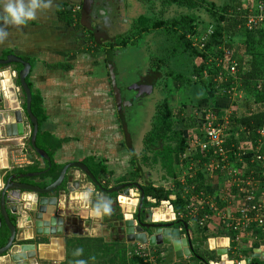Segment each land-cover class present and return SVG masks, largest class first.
<instances>
[{
	"label": "crops",
	"instance_id": "crops-1",
	"mask_svg": "<svg viewBox=\"0 0 264 264\" xmlns=\"http://www.w3.org/2000/svg\"><path fill=\"white\" fill-rule=\"evenodd\" d=\"M233 1L239 2V4L243 2L242 0ZM81 5L83 6V0H53L52 7L38 15V18L29 22L28 25L20 29L8 27L9 36L3 43H0V57L8 52L11 55L27 59L31 64L32 69L27 81L32 93L38 94L42 98L47 116L42 130L59 142V148L53 152L54 162L63 169L71 163H83L89 157H95L98 161L104 159L110 172L105 180L114 185L117 180L130 177L139 165L137 161L133 165V157L128 150L126 136L121 127L119 109L113 95L107 63V51L96 49L97 45L89 39V30L78 29L76 25H68L60 17L61 10L74 12ZM218 6L220 5L218 4ZM119 9L122 12L121 6ZM102 10L107 14H112L108 4L102 6ZM122 14L124 13L118 14L119 18ZM114 61L117 70V84L123 89L126 86L124 85L126 84V72L118 64L116 55ZM148 67L147 72L151 69L150 66ZM5 70H10L12 78L15 79L17 72L15 66ZM143 73L146 72H139V77ZM120 77L124 79V82L120 80ZM239 86L241 87L240 82ZM238 92L242 94L243 100L244 93L240 89ZM24 100V96L20 93L19 101L24 103ZM243 108L244 105L234 114L240 115L245 110ZM31 132L32 128L29 126L25 129L24 135L18 139L3 137V134L1 137L0 134V150H3L6 155V159H4L0 154V160H7L9 167L8 170L1 173L2 176L14 175L15 169L29 167L40 162L26 148V141ZM16 150L17 152L24 150L27 153L26 159L21 160L19 156L15 155ZM137 176L134 178L136 179ZM217 180L218 178L210 180L207 185L208 192L217 207V212L214 214L216 224H213L214 226L206 232L205 236L200 235L202 240L206 236H208L207 239L217 238V236L211 238L210 233L219 231L218 215L224 213L228 216L230 214L228 204L231 201L229 199L221 200V194L217 192L220 186L217 184ZM34 182V184H28L40 187L43 181L39 176ZM126 183L132 182L127 180ZM77 184L79 188H77ZM63 185L64 189L56 193L59 199L57 215L64 219L61 237L64 240L63 260H59V249L49 245L51 237H36L33 222L30 221L32 212L27 210V204L35 199V195L24 193L19 200L15 248L11 254L0 258V264H15L11 255L20 252L19 246L23 244H35L40 248L38 249L36 246L37 257L35 260H27L18 264H78V261L81 260L85 264L100 263L93 260L80 248V244L74 241L96 237H106L105 243L111 241L107 227L114 222L112 219H116L117 215H114L113 209H111L109 215L96 216L93 214V208L98 201H110L114 198L98 192L92 183L76 169L69 170ZM68 186L75 190L74 193L67 191ZM173 189L175 192H179L178 189V191L174 187ZM189 228L191 229V238H198L199 235L195 231V227L190 224ZM222 237L227 238V236ZM77 250H82L79 255H76ZM47 253H50L52 258L54 255L56 259L47 260Z\"/></svg>",
	"mask_w": 264,
	"mask_h": 264
},
{
	"label": "trees",
	"instance_id": "trees-1",
	"mask_svg": "<svg viewBox=\"0 0 264 264\" xmlns=\"http://www.w3.org/2000/svg\"><path fill=\"white\" fill-rule=\"evenodd\" d=\"M152 1V0H151ZM227 4L218 6L213 0H163V5L170 7L175 6L180 9L188 10V15H179L172 20H165L162 16L150 17V15L141 17L133 25L136 31L133 32L132 37L139 36L143 33H151L153 31H162L165 34L167 52H169V58L182 59V72H176L175 70H163L160 67V61L156 62L153 58L152 68L150 74L146 77L157 90L165 91L167 97L158 106H156L155 114L152 118L151 129L145 137L144 151L140 156L134 151L131 144L130 135L128 134V121L120 111L119 117L122 130L126 136L127 147L133 157V165L135 161H139L140 166L136 168L131 176L137 174H145L143 165H159L162 171H164V180H175L177 177L176 165L184 163L190 164V159L182 160L181 156L187 153L189 149L188 139L185 137L184 130L193 127L194 120L190 117V112L186 109V105L181 103V106L177 107V112L174 113L171 108V94L173 91L184 90V88L192 89L199 87L203 93L214 92L218 89L223 91L225 99L231 97L228 94L230 88V82L215 81L218 76V70L215 64H209L210 55H216V47L222 43H226L233 51L234 57L239 64V82L240 90L244 93L243 112L240 115L233 114L230 119V128L228 133L231 134L229 143L235 141V137L238 136L241 142L248 141L246 133L240 132L242 128L249 131H254L264 124V88L259 89V82L264 78V26L256 31L248 32L242 29H238L240 25V15L236 17L230 16V11H234L236 6H240L239 2L236 3L233 0H229ZM159 8V7H157ZM164 13V12H163ZM60 17L64 19L68 25H76L78 29L89 30L88 34L90 40L93 41L97 47L96 49H107L114 51L115 47H128L129 45H136L137 41L131 42V39L120 40L117 43L105 44L97 41L95 36L90 32V14L83 10L81 5L77 11H60ZM236 15V14H235ZM208 22L214 29V33L207 42L204 43L203 50H199L194 46L193 39L198 36L200 26ZM241 38L237 45L233 46L234 37ZM191 38V39H190ZM115 53V52H114ZM11 54L6 52L0 60L6 59ZM164 57V56H163ZM201 63L198 65L197 60ZM24 61H29L23 58ZM17 73L22 70L21 65H16ZM171 81V83H170ZM28 85L29 82L27 81ZM17 84L19 81L17 79ZM30 87V85H29ZM31 89V88H30ZM202 89V90H201ZM187 108L190 109L189 106ZM31 111L34 117L38 121L39 133L37 136V148L46 152L50 157V163L40 157L34 152L31 147V135L28 139L27 145L31 154L36 157L40 162H37L29 167L17 168L13 174L16 176H24L28 174L44 173L40 176L43 181L40 187L45 188L49 184L55 182L62 169L61 166L56 164L53 159V152L59 148V142L42 130L44 123L47 120L45 110L43 108L42 98L35 93H32V106ZM189 119V123L184 125L182 129L178 128L180 123L184 122V119ZM32 128V127H31ZM253 138V137H252ZM236 142V141H235ZM192 161L203 164L208 161V155L204 152L198 151L192 156ZM182 162V163H181ZM83 163L88 167L93 176L102 184L105 189H111L122 183H126L127 180L121 179L114 182L106 181L105 178L110 174L106 161H98L95 157L86 158ZM51 168L49 169V165ZM43 166V167H42ZM264 172V167L261 166L259 170L255 172V179L259 180ZM33 179L22 178V182L34 184ZM146 179V178H145ZM208 181L204 178L203 174L197 173L195 180V188L193 192H187L183 187L179 192H175L173 188L166 190L162 185H156L146 179L145 185L142 186L145 193V200L143 209L150 211L152 208H157L163 201H170L171 196H175V200L171 201V204L176 207L177 211L183 208L190 202L191 194H199L200 192H207ZM113 186V187H112ZM64 185L59 189L63 190ZM96 190L100 192L97 188ZM118 194L109 196L110 198H116ZM149 198L155 200V203L149 201ZM121 219V216H117ZM10 220L13 225H17V216L11 215ZM198 220V219H197ZM196 220V221H197ZM0 221L3 218L0 214ZM177 221L182 226V222L191 224V220L187 217L180 218L178 216ZM195 221V220H194ZM195 231L199 237L194 238V241H200L202 238L200 235L206 234L208 228L197 227ZM191 230V229H190ZM189 230V231H190ZM232 235V234H231ZM10 232L7 226L3 222L2 229L0 231V249L4 248L9 240ZM206 236L202 241H205ZM201 241V242H202ZM75 243L80 244V248L83 249L86 254H89L93 260L98 262L104 261L106 264H125L126 259L124 257V250L121 249L118 244L116 245H104L94 243L99 242L95 238H84L75 240ZM94 244V247H89L86 244ZM98 246V247H97ZM197 254L198 251H195ZM195 260V259H194ZM205 260V259H204ZM197 261V260H196ZM209 264V261L205 260ZM198 263V261H197ZM250 264H264L258 259L253 260Z\"/></svg>",
	"mask_w": 264,
	"mask_h": 264
},
{
	"label": "water",
	"instance_id": "water-1",
	"mask_svg": "<svg viewBox=\"0 0 264 264\" xmlns=\"http://www.w3.org/2000/svg\"><path fill=\"white\" fill-rule=\"evenodd\" d=\"M93 0H83V10L89 12L92 8ZM116 53L109 51L107 57V63L110 71L111 84L113 89V95L117 102V106L122 111L126 120V109L132 107L135 101L144 94L148 95L153 92V87L150 86L143 89L132 97L126 99L123 96V89L120 88L116 80V65L115 58ZM13 65H21L22 70L16 72L15 79L11 76V71L0 68V134L2 137L11 139H18L25 133V129L29 126L32 127L31 135V147L36 154L42 157L44 160L50 163V157L48 154L37 148V136L39 133V125L37 119L34 117L32 106V91L27 83V79L31 73L32 66L30 63L24 61L22 58L16 55H10L6 59L0 60V67H11ZM17 79L19 85L17 84ZM144 85V84H143ZM143 85L138 87L144 88ZM19 88L24 96V103L19 101L20 94L16 91ZM136 87V88H138ZM135 91V90H134ZM5 151V150H4ZM1 156L6 159V155L3 150H0ZM51 164L49 165V169ZM7 160H0V214L3 221H0V231L4 224L7 226L10 232L9 240L6 246L0 249V258L11 254L15 248L17 237V225H13L10 216H19V204L20 198L24 193H30L35 195V199L27 204V210L32 212L30 221L33 222L35 229V235L38 238L51 237L49 245L57 247L59 249V260H63L64 256V240L61 238L63 235L64 219L59 217L58 214V202L59 199L56 196L59 189L63 186L67 179V174L70 169H76L82 173L101 193L111 196L118 194L115 200L122 204L124 221L122 225V232L128 243L138 242L142 245L155 246H167L172 248L176 259L180 260L183 257H194L199 264H208L206 261L196 255L195 251L204 249L206 251L217 249L218 256H227L228 247L230 246V240L228 238L221 239H209L208 241L198 242L192 240L189 231V224L182 222V228H174L175 223L170 220H154V216L150 211L146 215V221H142L141 217L147 210L143 209L145 193L142 186L138 183H124L117 185L111 189H105L102 184L93 176L91 171L84 163L76 162L66 165L60 172L57 180L45 188H41L35 185L21 182L22 178H37L43 175V173L28 174L24 176L16 175H4L2 172L8 170ZM6 178V179H5ZM4 180V182H3ZM77 188L79 185L77 184ZM135 189L139 191L140 198L138 206H132V210L126 212V201H132L135 196ZM67 191L74 193V189L68 186ZM131 198V199H130ZM124 199V200H122ZM128 203V202H127ZM11 206V207H10ZM127 215L131 216L130 220H127ZM184 230L185 236L181 235V231ZM36 246L39 249L40 246L35 244H23L19 246L20 252L11 255L15 264L22 263L24 261L35 260L37 257ZM258 251V250H257ZM255 251V252H257ZM47 260L56 259L50 253L46 255ZM250 259H259L264 262V254L255 253L250 256ZM250 259L246 260V264L250 263ZM222 262L221 264H223Z\"/></svg>",
	"mask_w": 264,
	"mask_h": 264
},
{
	"label": "built area",
	"instance_id": "built-area-1",
	"mask_svg": "<svg viewBox=\"0 0 264 264\" xmlns=\"http://www.w3.org/2000/svg\"><path fill=\"white\" fill-rule=\"evenodd\" d=\"M235 10V13L230 11L229 15L234 17L237 14L240 15L241 23L238 25V29L252 32L264 26V0H246L244 3L241 2L240 6H236ZM213 33V27H208L205 33L193 39L194 46L203 50L204 43ZM215 51L216 55H210L209 60V64H215L218 70L215 81L230 82L228 94L232 96L239 85V64L232 49L226 43L217 46ZM262 88H264V78L259 82V89ZM16 91L20 93L18 87ZM230 119L231 117H228L222 121L215 117L209 118L205 113L202 115V119L197 123L203 138L196 139V146L194 145L193 150L195 151L194 155L198 151L206 153L208 161L201 165L199 162L192 161V157H190L191 163L188 164L190 167L187 180L181 187L187 192H193L197 173L203 174L208 182L215 180V178L219 179L221 176L225 177L227 183L223 185L224 188H222L223 186L219 187L217 192L221 194V200L229 199L231 201L228 204L230 214L228 216L224 213L218 215L219 224L217 226L219 231L232 234L228 236V239H230V246L231 243L234 245L231 248L228 247V249L230 248L228 253L232 248L234 249L235 243V249L245 250L247 245L244 242L250 240L249 242L252 244L250 247L251 255L257 252L264 254V172L259 180L255 179V172L261 166L264 167V124L254 131L241 129L240 132L246 133L247 138H249L248 141L241 142L236 136V142L229 143L231 136L228 133L231 124ZM187 153L180 157L181 161L187 159ZM210 195L208 189L207 192L191 194L187 207L188 212L184 213L183 217H179H187L198 224L200 228H208L209 230L214 226L213 224H216L214 214L217 212L215 201ZM149 200L155 203V200L150 198ZM174 200L175 196H171L170 201L161 203L171 204V201ZM177 219L178 216L176 218L173 214L171 220L174 221L170 222H175ZM253 260L255 259H250V263Z\"/></svg>",
	"mask_w": 264,
	"mask_h": 264
},
{
	"label": "rangeland",
	"instance_id": "rangeland-1",
	"mask_svg": "<svg viewBox=\"0 0 264 264\" xmlns=\"http://www.w3.org/2000/svg\"><path fill=\"white\" fill-rule=\"evenodd\" d=\"M242 1V3L246 2V0ZM214 2L216 4L218 2L219 5H223L229 3L230 1L214 0ZM143 13L145 14L144 16H146V11L143 10ZM208 25H210L208 22L203 23L201 25V31L205 33L208 29ZM155 37V39H150L151 44L148 43L146 39H142L139 41L138 45H130L126 49H118L115 52L118 64H120V67L125 69L128 82L136 80L137 77H139V72L147 73L146 70L147 68H149L148 66H150V59L152 58H155L156 62L160 61L159 63L162 62L161 60L164 61V63H161L160 65L162 71H183L184 68L182 66V59L170 58L168 60H165L170 56L169 52H167L166 39L162 37V35H160L159 37ZM240 39L241 38H239L238 36H235L233 40V46L237 45ZM162 50H166V52H162ZM196 63L200 65L201 61L198 59ZM146 73H143V76H145ZM122 80L124 82L123 78ZM239 89L240 86L237 88L236 92L234 93V95L231 96V99L229 100L225 99L223 91H221L220 89L214 92H210L209 94L203 93L202 89V91H200L199 87H194L192 89L184 88V90L172 92V111L176 113L177 107L181 106V103L183 102L184 105H186V109H188L191 114L189 118H192L194 120L193 127L184 130L185 137L188 139L190 147L187 153V159H190V157H192L195 153L193 149L194 145L196 146V139L203 138L201 132L199 131V126L197 123L200 119H202V115L205 113L209 118L215 117L222 121L227 119L228 117H231L232 114H234L238 109L240 110L241 106L243 105V96L238 92ZM133 95L134 94H130L129 92L127 96L133 97ZM166 97L167 95L165 94V91H162L161 89L157 90L156 88L153 90L152 95H146L143 100H141L140 102L135 101L132 107H128L126 109V118L128 119V134L130 135L132 147L134 150H137V154L139 156L144 151V146H142L144 144L143 141L147 133L151 129L152 118L155 114L156 106L162 103ZM187 106H189L190 109L187 108ZM189 122V119H184V122L180 123L178 125V128L182 129V127ZM26 142H28V139ZM26 148L27 150L29 149L27 143ZM17 150L15 151V155L19 156L21 160L26 159L25 155H27V153L24 150L20 152H17ZM139 163L140 162L138 161V165L140 166ZM189 167L190 165H185L184 163L176 165L177 177L174 181L164 180L162 178L165 176V173L164 171H162L158 164L143 165L142 168L145 171V174H137L138 176L136 179L134 178V176L131 175L130 177L125 179L129 182H133L136 180L141 185L145 184L146 179H148L149 181H153L155 184L162 185L165 188L170 189L174 187L176 190H180L181 185H183V183H186L187 175L189 173ZM226 183L227 180L225 177L221 176V178L217 180V184L220 185L219 187L223 186ZM222 188H224V186ZM134 192L135 196L132 198V201L134 202V207H137L140 194L139 191H137L136 189ZM110 202L111 209H113L112 213H114V215L116 214L117 216H121L122 218L117 219L116 217V219H112V221L114 222H112L107 227V230L109 231V239L111 240L109 243H105L106 237H96L95 239L99 242L94 243L100 244L101 241V243H104V245L120 244L119 246L121 247V249L125 251V264H153L154 262L155 264H198L197 261L194 260V257H183L180 260L176 259L172 248L167 246L151 247L149 245H142L138 242L128 243L125 239L124 233L122 232V225L124 221L122 204L117 202V200L115 199H110ZM127 202L129 201H126V203ZM187 207L188 203L187 205L183 206V208L177 211L176 207L172 206L170 203L165 202V204L161 203L158 208L151 209L150 212L154 216V212L156 210H169L172 219L173 214H175L176 218L177 216L183 217V214L188 212ZM191 224L195 227V229L198 230V228H196L198 227V224L194 223L193 221H191ZM210 234L211 238H214V236H231L228 232L223 231L212 232ZM208 240L209 239H207L206 241ZM249 241L245 240L244 242L247 245V248L245 250L235 249V243L234 249L232 248L228 255L224 257L218 256L215 250L212 252L205 251L204 249H200L197 251L199 255L203 256L205 260H208L210 264H221L222 262H226L228 264H246L245 261L250 258V255L252 253L250 249L252 244H250ZM86 245L89 247H94L93 243L90 244L88 242V244ZM232 245L234 244L231 243V246ZM104 261H101L99 264H106L104 263Z\"/></svg>",
	"mask_w": 264,
	"mask_h": 264
},
{
	"label": "flooded vegetation",
	"instance_id": "flooded-vegetation-1",
	"mask_svg": "<svg viewBox=\"0 0 264 264\" xmlns=\"http://www.w3.org/2000/svg\"><path fill=\"white\" fill-rule=\"evenodd\" d=\"M107 4H108L109 8H111L112 14H110V13L107 14L105 11L102 10V6L104 7ZM112 4H113V6H111ZM120 6L122 8V12L124 13V14L120 15L121 18H119V16H118V14L122 13L121 10L119 9ZM157 7H159V8H157ZM143 10L146 11V16H148V15H150V17L162 16V17H164L165 20H169V21L172 20L173 18L179 16V15L181 16V15H188L189 14L188 10H186L184 8L180 9V8L175 7V6H170V7L164 6L163 0H152V1L151 0H93L92 8L88 12L90 14V32L93 34V36L97 37L96 38L97 41H100L102 43L105 42L106 44H109V43L114 44V43H117L118 41H120L122 39L123 40L131 39L130 43L137 41L136 45H138L140 40L146 39L147 42L151 44L150 39H155L156 38L155 36L159 37L160 35H162V37L165 38V34L162 31H153L149 34L143 33L142 35H140V37L137 35H135V38L132 37L133 32L136 31L135 28L133 27V25L136 23V21L138 19H140L141 17H145ZM139 16H141V17H139ZM119 19H120L121 23L119 22ZM199 31L200 32L198 33V36L201 35L202 33H204L201 31V26L199 28ZM126 48L127 47H125V48L124 47H121V48L115 47L114 51L111 49H107L106 53L108 55L109 51L116 52L118 49H126ZM164 51L166 52V50H162V52H164ZM152 59H150V67L151 68H152V62H153ZM13 66H16V65H13ZM0 68L1 69L2 68L7 69L8 67H0ZM149 74H150V70L146 73L145 76L141 75L139 78H137L136 80H133L131 82H128L127 77H126L125 78L126 84H124L126 86L123 87V96L126 97L128 95V93L130 92V94H134L133 95V97H134L137 94V92H139L143 89H146L150 86H152L153 89H156L155 86L152 84L153 80L149 81L148 79H146V77ZM16 76H17V74H16ZM120 80L122 81L121 77H120ZM140 85H143L144 88L138 87ZM136 87H138V88H136ZM20 93H21V91H20ZM152 94H153V92H152ZM152 94H150V95H152ZM146 95L144 94V96H141L138 99V101L140 102L141 100H143L146 97ZM127 99H130V97L128 98V96H127ZM144 142H145V139H144L143 143ZM142 146H144V144ZM134 151L137 153V150H134ZM132 183H137V182H132ZM147 214H148V210L145 212L144 215H142V217H141L142 221L150 222V221H146V219H145ZM175 222H177V223H175L174 228H177V229L180 228L181 229L182 226H181V224H179V221H175ZM181 235L185 236L184 230L181 231ZM221 238H226V237L221 236V237H217L215 239H221ZM214 250H215V252H217V248ZM214 250H210L209 252H212ZM196 255H199V253H197ZM199 256L202 257L203 259H205L203 256H201V255H199ZM198 264H199V262H198Z\"/></svg>",
	"mask_w": 264,
	"mask_h": 264
},
{
	"label": "clouds",
	"instance_id": "clouds-1",
	"mask_svg": "<svg viewBox=\"0 0 264 264\" xmlns=\"http://www.w3.org/2000/svg\"><path fill=\"white\" fill-rule=\"evenodd\" d=\"M53 0H0V43L9 36L8 27L20 29L38 18V15L52 7ZM87 195V194H85ZM111 212L110 201H98L93 214L96 216L107 215ZM82 250H77L79 255ZM78 264H85L78 261Z\"/></svg>",
	"mask_w": 264,
	"mask_h": 264
},
{
	"label": "bare ground",
	"instance_id": "bare-ground-1",
	"mask_svg": "<svg viewBox=\"0 0 264 264\" xmlns=\"http://www.w3.org/2000/svg\"><path fill=\"white\" fill-rule=\"evenodd\" d=\"M133 205H134V202L133 201H129L128 203H126L125 204L126 212L131 211ZM126 218H127V220H130L131 219V216L130 215H127ZM170 219H171V214H170V211L169 210L164 211L162 209V210H156L155 211L154 220L158 221V220H170ZM223 264H228V263L225 262Z\"/></svg>",
	"mask_w": 264,
	"mask_h": 264
}]
</instances>
